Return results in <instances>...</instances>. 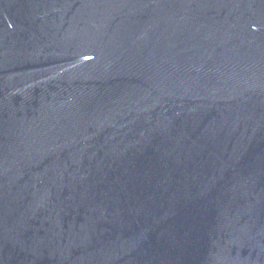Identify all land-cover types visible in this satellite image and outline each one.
<instances>
[{
  "label": "water",
  "instance_id": "obj_1",
  "mask_svg": "<svg viewBox=\"0 0 264 264\" xmlns=\"http://www.w3.org/2000/svg\"><path fill=\"white\" fill-rule=\"evenodd\" d=\"M0 264H264V0H0Z\"/></svg>",
  "mask_w": 264,
  "mask_h": 264
}]
</instances>
